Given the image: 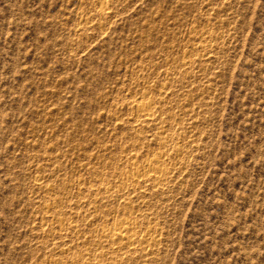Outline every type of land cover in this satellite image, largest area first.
<instances>
[{
  "label": "rangeland",
  "instance_id": "374dc122",
  "mask_svg": "<svg viewBox=\"0 0 264 264\" xmlns=\"http://www.w3.org/2000/svg\"><path fill=\"white\" fill-rule=\"evenodd\" d=\"M0 264H264V0H0Z\"/></svg>",
  "mask_w": 264,
  "mask_h": 264
},
{
  "label": "bare ground",
  "instance_id": "6f19581e",
  "mask_svg": "<svg viewBox=\"0 0 264 264\" xmlns=\"http://www.w3.org/2000/svg\"><path fill=\"white\" fill-rule=\"evenodd\" d=\"M145 114L146 115H149L147 112H145ZM161 171H162V169H160L158 173L161 174L162 173ZM109 237L112 239V241L113 240H121V241H124L127 244V246H130V245H134L135 244L134 243L135 242V236L133 235V233L131 232V228H129V227H127V228H125L123 230L117 229L116 231L114 230V232L111 231Z\"/></svg>",
  "mask_w": 264,
  "mask_h": 264
}]
</instances>
